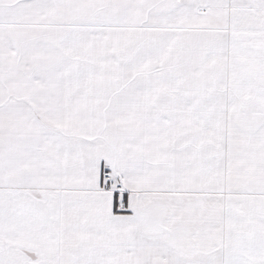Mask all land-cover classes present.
Instances as JSON below:
<instances>
[{
  "label": "snow or ice",
  "instance_id": "snow-or-ice-1",
  "mask_svg": "<svg viewBox=\"0 0 264 264\" xmlns=\"http://www.w3.org/2000/svg\"><path fill=\"white\" fill-rule=\"evenodd\" d=\"M0 264H264V0H0Z\"/></svg>",
  "mask_w": 264,
  "mask_h": 264
}]
</instances>
